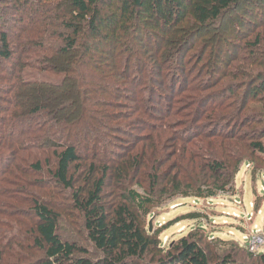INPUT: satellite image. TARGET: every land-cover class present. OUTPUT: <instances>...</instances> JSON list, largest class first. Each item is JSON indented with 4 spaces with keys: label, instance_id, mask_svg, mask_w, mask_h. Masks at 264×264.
<instances>
[{
    "label": "trees",
    "instance_id": "obj_1",
    "mask_svg": "<svg viewBox=\"0 0 264 264\" xmlns=\"http://www.w3.org/2000/svg\"><path fill=\"white\" fill-rule=\"evenodd\" d=\"M12 2L16 34L0 33V60L11 66L9 85L0 88L9 105L0 111V159L8 165L3 176L26 187L0 189L9 207L0 216V264H243L235 245L204 242L199 228L164 248L166 227L150 230L146 220L173 198L207 200L229 190L240 165L264 152V60L257 59L264 29L254 33L241 21L249 33L234 30L251 0ZM232 33L244 40L239 49L228 46ZM240 50L250 54L242 58ZM144 73L142 87L165 90L157 100L165 101L166 116L148 115L149 101L136 95L130 109L143 116L129 120L141 133L127 154L99 170L123 127L112 125L123 116L118 110L136 102L124 92L142 85ZM172 116L182 121L170 123ZM82 165L88 187L79 189ZM47 169L54 188L73 192L67 211L92 253L59 236L60 214L44 199L54 193L33 179ZM7 181L0 177V188ZM258 260L264 264V253Z\"/></svg>",
    "mask_w": 264,
    "mask_h": 264
},
{
    "label": "rangeland",
    "instance_id": "obj_2",
    "mask_svg": "<svg viewBox=\"0 0 264 264\" xmlns=\"http://www.w3.org/2000/svg\"><path fill=\"white\" fill-rule=\"evenodd\" d=\"M15 16L16 8L12 0H0V33L7 32L16 34V31L12 27V23L10 21V19ZM237 17L238 18H236L235 21L240 22H238V25L234 28V30L236 28L241 30L242 32H244L243 35L248 34L249 30H246L241 21H247L250 22L251 25L253 24V27H255L254 33H256L261 27L262 29H264V0H251L250 3L242 4L241 9H239L237 12ZM257 27L260 28L256 29ZM231 31L232 30H230V32ZM254 33H250L249 35L253 37ZM233 34L234 33L230 34V36L227 38V42L229 43L228 46H232L229 48H234L236 50L239 49V47H242V45L244 44V40L242 41L236 35L235 37H233ZM10 41H13V37L11 36ZM194 41L201 42L199 37H196L192 42ZM191 45L192 43H190L187 48L191 47ZM260 45L264 47V40L260 42ZM138 47H140V44ZM230 52L233 53L232 50ZM249 52L250 50H240L236 55L241 56L242 58H247V55L250 54ZM145 55L146 54L144 53V56ZM258 55L259 57L257 56V59H260L259 61L262 62L264 60V55L260 53ZM145 63L146 62H144V64ZM141 67L143 68L142 65ZM243 70V64L240 63L237 68V72L239 73V75L242 74ZM10 72V64H7V62L0 60V88L2 86V90L3 88H7L9 85V83L6 81H10ZM27 73L38 75L33 69L27 70ZM143 75L144 76L141 79L142 85L135 88H133L132 86H127V89H132L133 92H124V95H126L128 99L129 97H131L132 99L136 100V102H127L125 104V107L128 108H122L118 110L120 113H122L123 116L119 121L113 122L112 125L123 127H121V132L115 133L114 137L111 139V145L113 146H109V154L107 156H103L108 162L103 161L102 163H96V167L99 170H101L105 166H108L109 162L115 160L118 161L122 155L127 154L128 149L133 146V137L139 136L141 133V128L139 126L140 124L133 123L132 120H129L130 117L133 119L136 118L138 114L143 116L142 112L134 114V111L130 109V107H133V104L139 102L136 98V95L139 94L142 97H145L147 101H149L150 110L146 112L148 115L155 116L157 113H159L156 116H166L164 115V113H166V107H164V105H166L165 101L162 100L159 103V99L157 100V95H164L165 90L162 89L161 91H159V88L156 87L155 91H157L158 93H154L149 88L142 87L143 84H145L146 86L149 81V74L144 73ZM153 77L156 81H160L161 79L157 76ZM171 80L172 76L169 77V81ZM164 81H168V78L166 79L165 77ZM5 99H8V96L0 93V111H3L5 108L9 107V105L5 103ZM163 99L165 100V98ZM152 101L157 102H154V104L152 105ZM169 104L170 102L168 103V105ZM2 115L3 114H1V117ZM4 115L7 116V113H5ZM144 119H147L148 122L151 121L147 116H144ZM168 121L170 123H173V121H177L179 123L182 120L181 118L172 116L168 119ZM172 126H174V124ZM262 143L264 146V138H262ZM117 154H119V156H116ZM49 162L52 166L54 160L50 158ZM248 162L249 163H243L240 165L238 174L234 177L233 182L231 183L232 187L229 188V186H227L229 190L227 189L224 192L221 191L215 198L207 200H197L192 197H176L172 200H168L151 210L150 216L146 220V227L147 225L149 227V224H151L152 230L159 229L163 226L166 227V229L163 230V232L159 236L161 239V246L164 248L172 245L174 242L178 241L180 238L186 236L187 234L195 232L197 228H199L200 231L205 235L204 242H214L216 240H221L235 245L236 248L234 250V253L237 254L238 262H242L243 264H261L259 263L258 256L264 253V246L260 247L256 253L249 252L246 245L243 244V237L254 235L253 229L255 228V225L259 228V230H262L264 228V191L262 189V186L264 185V152L262 154L256 153L255 158H252ZM41 167L45 169L48 167V164L46 162H41ZM50 169L46 170L47 173L45 175L37 174V176H33V179H35L36 182L41 183L42 187L45 188L49 194L54 193L52 196H48V198L46 197L44 199H47L48 202L52 203L60 214L61 222L58 229V234L63 240L76 242L78 245L83 246L85 249L92 253L93 248L87 241L85 234L81 229L80 223L76 222V220L72 218V215H74L73 213L67 211L70 208L69 200L72 198L73 192L63 191L62 188H54L55 185L53 184L51 177L49 176V173L51 172ZM85 169L86 167L82 165V174L75 176L76 188L80 189L88 187L85 186ZM5 171H8V165L5 162V159H0V177L1 179L2 177L8 179L6 183L2 184V187L0 189L9 191V193H11L12 191H23L19 189H24L26 187V184H21L18 181L16 182L15 178L10 177L9 174L3 176V173ZM15 188L17 190H15ZM111 191V188H108L105 192V196L107 197L105 200L106 202H110L111 198H109V193ZM38 192H40L41 194L46 193L44 190ZM138 192L141 193L140 190H138ZM3 195H8V193L3 192ZM6 198L7 197H0V216L2 215V217L9 210V207L7 205L2 204ZM234 200L242 201V204L239 206L241 214L250 212V210H247L249 209L248 206L250 204L253 210H255L256 208H260L262 210V214L253 217L251 220H248L247 218L245 219L243 217L242 221H240V219L234 220L233 218L224 217V214L232 215L234 213L233 211H237L234 207L238 206L235 205ZM243 204L245 208L243 207ZM196 213H198V215L200 216L199 219H191L187 217L188 215ZM225 222L226 224H224Z\"/></svg>",
    "mask_w": 264,
    "mask_h": 264
},
{
    "label": "built area",
    "instance_id": "obj_3",
    "mask_svg": "<svg viewBox=\"0 0 264 264\" xmlns=\"http://www.w3.org/2000/svg\"><path fill=\"white\" fill-rule=\"evenodd\" d=\"M262 189L264 191V185L262 186ZM235 205H237L238 207H234L237 211H234V213L232 215L229 214H224L222 213V215L224 217L227 218H233L234 220H238L240 219V221H242V218L244 217L245 219L247 218L248 220H251L253 217H256L257 215L262 214V210L260 208H256L255 210H253L251 204L248 206L250 210V212H245L244 214H241L240 212V205L242 204V201L239 200H234ZM243 207L245 208L244 204ZM247 208V206H246ZM251 208V209H250ZM231 214V213H230ZM214 223V222H212ZM226 224V222L224 223ZM255 225V228L253 229V234L252 236H244L243 237V244L246 245L247 249L249 252L252 253H256L260 247L264 246V228L261 230H259V228Z\"/></svg>",
    "mask_w": 264,
    "mask_h": 264
},
{
    "label": "water",
    "instance_id": "obj_4",
    "mask_svg": "<svg viewBox=\"0 0 264 264\" xmlns=\"http://www.w3.org/2000/svg\"><path fill=\"white\" fill-rule=\"evenodd\" d=\"M149 229L151 230V224H149Z\"/></svg>",
    "mask_w": 264,
    "mask_h": 264
},
{
    "label": "crops",
    "instance_id": "obj_5",
    "mask_svg": "<svg viewBox=\"0 0 264 264\" xmlns=\"http://www.w3.org/2000/svg\"><path fill=\"white\" fill-rule=\"evenodd\" d=\"M234 212V211H233Z\"/></svg>",
    "mask_w": 264,
    "mask_h": 264
}]
</instances>
